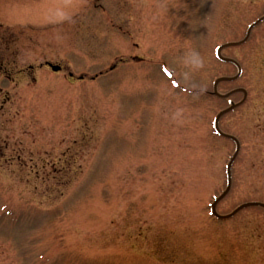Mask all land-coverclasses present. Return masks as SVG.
Instances as JSON below:
<instances>
[{"label":"rangeland","instance_id":"obj_1","mask_svg":"<svg viewBox=\"0 0 264 264\" xmlns=\"http://www.w3.org/2000/svg\"><path fill=\"white\" fill-rule=\"evenodd\" d=\"M0 264H264V0H0Z\"/></svg>","mask_w":264,"mask_h":264},{"label":"clouds","instance_id":"obj_2","mask_svg":"<svg viewBox=\"0 0 264 264\" xmlns=\"http://www.w3.org/2000/svg\"><path fill=\"white\" fill-rule=\"evenodd\" d=\"M188 63L194 65L195 67L202 68L204 67L205 61L198 52L193 51L191 53V58L188 60ZM185 78H189L188 73H185Z\"/></svg>","mask_w":264,"mask_h":264},{"label":"water","instance_id":"obj_3","mask_svg":"<svg viewBox=\"0 0 264 264\" xmlns=\"http://www.w3.org/2000/svg\"><path fill=\"white\" fill-rule=\"evenodd\" d=\"M47 66L50 67V69H51L52 71H54V72H57V71L60 70V67H58V66H53V65H51V64H47Z\"/></svg>","mask_w":264,"mask_h":264}]
</instances>
